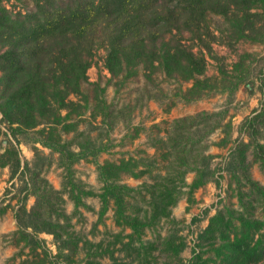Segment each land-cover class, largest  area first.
<instances>
[{"label": "rangeland", "instance_id": "1", "mask_svg": "<svg viewBox=\"0 0 264 264\" xmlns=\"http://www.w3.org/2000/svg\"><path fill=\"white\" fill-rule=\"evenodd\" d=\"M231 5L228 14L207 12L203 40L177 35L205 58L203 72L190 79L154 69L147 80L141 64L129 77L113 75L98 25L87 80L66 98L73 104L58 109L52 100L55 108L38 111V124L16 136L3 119L0 69V264H229L224 245L241 236L243 219L251 221L252 242L264 239V195L237 163L241 141L249 143L243 165L264 187V160L243 131L246 117L264 107V8L250 6L259 14L242 30L243 8ZM0 7L26 13L34 0H0ZM6 48L0 34V53ZM51 140L89 152L68 164L44 144ZM257 140L264 146V126ZM11 142L22 161L17 171L13 161L3 164ZM121 160L136 176L113 181L135 188L126 213L146 221L140 232L120 218L99 173L100 164ZM20 208L38 241L22 234ZM256 221L261 229L252 234ZM30 222L46 230L34 231ZM212 222L214 232L207 230ZM251 264H264V257Z\"/></svg>", "mask_w": 264, "mask_h": 264}, {"label": "trees", "instance_id": "2", "mask_svg": "<svg viewBox=\"0 0 264 264\" xmlns=\"http://www.w3.org/2000/svg\"><path fill=\"white\" fill-rule=\"evenodd\" d=\"M231 4L243 8V16L237 18L242 30L245 25L253 28L251 17L259 14L248 12L250 6L264 8V0H34V8L26 13H12L0 7V34L7 42V48L0 53L1 110L11 134L16 136L25 128L35 127L38 111L44 114L55 108L52 100L58 103V109L73 104L66 98L69 93L79 92L81 84L87 80L89 45L98 25H101L107 45L106 66L113 75L122 71L129 77L141 64L148 71L144 72L147 80H152L154 69H160L168 78L180 74L190 79L195 73L203 72L205 58L185 48L177 35L188 32L202 39L201 29L207 12L228 14ZM243 126V131L255 144L256 157L264 160V146L257 140L260 127L264 126V107L247 116ZM44 144L60 152L68 164L89 152H73L58 141ZM248 145L241 141L243 148L237 153L238 169L252 189L264 195V187L249 177L243 165ZM7 150V160L3 164L11 160L17 171L22 161L16 145L11 142ZM95 151L97 149L91 152ZM24 163L28 167L27 161ZM129 163V160H121L100 164L99 173L105 181V193L114 200L120 218L140 232L146 221L126 213V196L135 188L113 181L116 175L136 176ZM239 189L243 195L241 186ZM34 194L38 198L36 190ZM19 210L16 220L20 230L25 238L31 237L34 242L37 240L34 233L26 231L31 226L23 218L26 210ZM250 222L243 219L241 236L224 245L229 250V264H251L264 257V239L258 236L252 242L254 235L249 238ZM30 224L34 231L46 230V227ZM216 228L212 222L207 230L214 232ZM260 229L261 222L256 221L252 234ZM50 232L60 238L58 231Z\"/></svg>", "mask_w": 264, "mask_h": 264}]
</instances>
